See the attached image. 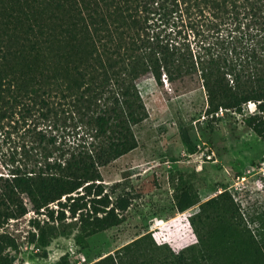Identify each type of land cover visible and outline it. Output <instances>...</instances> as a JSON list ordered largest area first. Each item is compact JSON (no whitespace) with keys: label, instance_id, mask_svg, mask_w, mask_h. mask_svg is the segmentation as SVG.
Returning <instances> with one entry per match:
<instances>
[{"label":"trees","instance_id":"trees-1","mask_svg":"<svg viewBox=\"0 0 264 264\" xmlns=\"http://www.w3.org/2000/svg\"><path fill=\"white\" fill-rule=\"evenodd\" d=\"M145 77L199 79L206 114L241 113L264 138V0H0V130L21 140L0 172L5 216L57 203L86 235L118 224L126 204L103 193L100 166L137 146ZM70 121L82 132L66 145ZM174 198L180 212L199 202L187 186ZM198 205L89 264H264V217L249 226L226 189ZM11 245L0 237V264Z\"/></svg>","mask_w":264,"mask_h":264},{"label":"rangeland","instance_id":"rangeland-1","mask_svg":"<svg viewBox=\"0 0 264 264\" xmlns=\"http://www.w3.org/2000/svg\"><path fill=\"white\" fill-rule=\"evenodd\" d=\"M137 86L148 113L133 126L137 146L100 166L103 193L113 203L123 200L126 204L116 209L122 220L86 235L80 228V210L73 215L66 209L59 218L60 207L52 203L51 217L47 209L34 212L23 197L30 210L14 218L5 212L15 204L2 203L0 237L13 244L5 248L11 264H89L180 213L193 215L199 211V202L225 189L249 226L260 224L264 217V138L243 122L241 113L228 111L219 118L206 114V91L195 77L175 83L163 79L162 84L145 77ZM254 108V102H249L244 113ZM70 122L59 138L66 145L78 142L82 132ZM17 135L20 132L9 138L0 130L3 175L9 171L12 154L18 158L15 145L21 140ZM186 143L195 150L190 152ZM181 186L199 197L197 204L182 212L174 198L175 189ZM154 235L158 243L167 237L163 231Z\"/></svg>","mask_w":264,"mask_h":264}]
</instances>
